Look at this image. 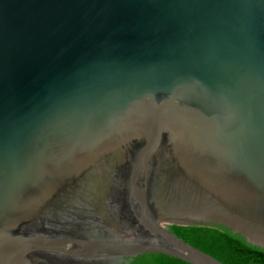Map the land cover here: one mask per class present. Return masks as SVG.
<instances>
[{
	"label": "water",
	"instance_id": "obj_1",
	"mask_svg": "<svg viewBox=\"0 0 264 264\" xmlns=\"http://www.w3.org/2000/svg\"><path fill=\"white\" fill-rule=\"evenodd\" d=\"M264 249V0H0V264H224Z\"/></svg>",
	"mask_w": 264,
	"mask_h": 264
},
{
	"label": "trees",
	"instance_id": "obj_2",
	"mask_svg": "<svg viewBox=\"0 0 264 264\" xmlns=\"http://www.w3.org/2000/svg\"><path fill=\"white\" fill-rule=\"evenodd\" d=\"M174 234L224 264H264V249L248 244L222 226H171ZM128 264H188L162 254H143Z\"/></svg>",
	"mask_w": 264,
	"mask_h": 264
}]
</instances>
